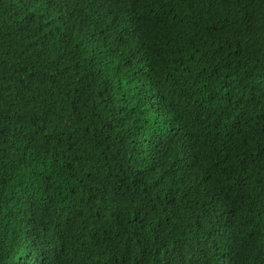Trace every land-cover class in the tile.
<instances>
[{
    "label": "trees",
    "instance_id": "obj_1",
    "mask_svg": "<svg viewBox=\"0 0 264 264\" xmlns=\"http://www.w3.org/2000/svg\"><path fill=\"white\" fill-rule=\"evenodd\" d=\"M264 264V0H0V264Z\"/></svg>",
    "mask_w": 264,
    "mask_h": 264
},
{
    "label": "clouds",
    "instance_id": "obj_2",
    "mask_svg": "<svg viewBox=\"0 0 264 264\" xmlns=\"http://www.w3.org/2000/svg\"><path fill=\"white\" fill-rule=\"evenodd\" d=\"M169 261H165L163 264H166V263H168Z\"/></svg>",
    "mask_w": 264,
    "mask_h": 264
}]
</instances>
